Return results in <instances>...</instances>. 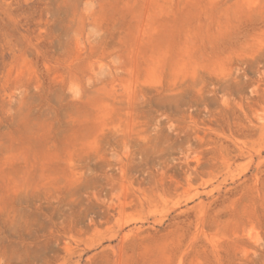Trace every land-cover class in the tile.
Returning <instances> with one entry per match:
<instances>
[{"label": "rangeland", "instance_id": "374dc122", "mask_svg": "<svg viewBox=\"0 0 264 264\" xmlns=\"http://www.w3.org/2000/svg\"><path fill=\"white\" fill-rule=\"evenodd\" d=\"M0 264H264V0H0Z\"/></svg>", "mask_w": 264, "mask_h": 264}]
</instances>
